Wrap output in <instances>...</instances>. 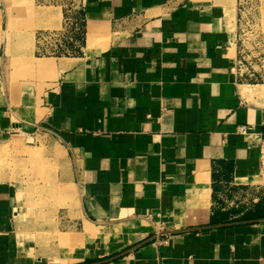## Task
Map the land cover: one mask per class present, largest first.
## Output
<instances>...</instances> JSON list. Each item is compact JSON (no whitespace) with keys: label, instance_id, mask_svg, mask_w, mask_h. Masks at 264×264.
Listing matches in <instances>:
<instances>
[{"label":"crops","instance_id":"obj_1","mask_svg":"<svg viewBox=\"0 0 264 264\" xmlns=\"http://www.w3.org/2000/svg\"><path fill=\"white\" fill-rule=\"evenodd\" d=\"M79 4L83 52L14 80L0 0V148L58 149L63 194L43 224L0 180V264H264V91L238 71V0Z\"/></svg>","mask_w":264,"mask_h":264},{"label":"rangeland","instance_id":"obj_2","mask_svg":"<svg viewBox=\"0 0 264 264\" xmlns=\"http://www.w3.org/2000/svg\"><path fill=\"white\" fill-rule=\"evenodd\" d=\"M238 2V70L245 82L261 85L264 91V0ZM6 4L9 43L13 47L10 54L14 80L36 78L41 74L37 68L49 67L55 58L83 52L86 28L79 0H6ZM43 32L54 36L55 39H50L54 49L64 44L70 54L62 50H56L53 54V50L44 49L38 42V33ZM41 61L48 65L35 67ZM20 145L23 148H19ZM61 158L58 149L52 151L46 148L39 138L15 140L0 148V180H19L23 186L21 196L26 200L22 202L30 212L42 216L39 219L43 224L50 220L47 212L57 208L63 195L61 192L60 196L55 194V184L52 183L53 178L56 183L62 171Z\"/></svg>","mask_w":264,"mask_h":264},{"label":"built area","instance_id":"obj_3","mask_svg":"<svg viewBox=\"0 0 264 264\" xmlns=\"http://www.w3.org/2000/svg\"><path fill=\"white\" fill-rule=\"evenodd\" d=\"M83 20V18H82ZM84 22V21H83ZM49 35V34H48ZM45 32L43 33H38V42L41 43V46L46 49V50H53V54L55 53L56 50H62L64 53L70 54L69 48L65 49V45L61 44V48H53L54 45L50 44V39H55L54 36H48ZM64 36V35H62ZM51 45V48H50ZM57 52V51H56ZM238 66H239V61H238ZM239 71V70H238ZM240 74V72H239ZM242 74H240L241 76ZM259 183L257 185V187L262 191L263 196H264V135L262 138V142H261V147H260V170H259Z\"/></svg>","mask_w":264,"mask_h":264},{"label":"bare ground","instance_id":"obj_4","mask_svg":"<svg viewBox=\"0 0 264 264\" xmlns=\"http://www.w3.org/2000/svg\"><path fill=\"white\" fill-rule=\"evenodd\" d=\"M45 61H41V63H39L37 66L35 65V67H46L48 65V63H46L47 61L46 62Z\"/></svg>","mask_w":264,"mask_h":264},{"label":"trees","instance_id":"obj_5","mask_svg":"<svg viewBox=\"0 0 264 264\" xmlns=\"http://www.w3.org/2000/svg\"><path fill=\"white\" fill-rule=\"evenodd\" d=\"M262 213H264V208H262Z\"/></svg>","mask_w":264,"mask_h":264}]
</instances>
